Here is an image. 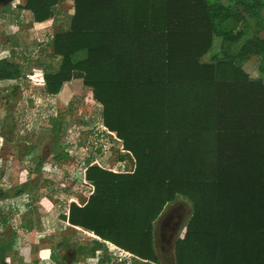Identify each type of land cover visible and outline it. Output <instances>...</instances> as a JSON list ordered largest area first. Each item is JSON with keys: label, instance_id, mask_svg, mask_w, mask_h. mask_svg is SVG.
<instances>
[{"label": "trees", "instance_id": "obj_1", "mask_svg": "<svg viewBox=\"0 0 264 264\" xmlns=\"http://www.w3.org/2000/svg\"><path fill=\"white\" fill-rule=\"evenodd\" d=\"M22 1L16 8L43 23L61 0ZM74 6L69 26L49 44L56 67L35 83L55 96L81 80L131 168L87 162L88 194L81 204L68 202L60 219L133 264H161L155 225L181 199L190 213L173 242V264H264V0ZM251 59L255 77L243 67ZM19 75L13 59H0V81ZM32 163L36 172L42 167ZM13 190L19 196L26 185ZM9 195L0 188V201ZM13 237L0 246V264H11L5 251Z\"/></svg>", "mask_w": 264, "mask_h": 264}, {"label": "rangeland", "instance_id": "obj_2", "mask_svg": "<svg viewBox=\"0 0 264 264\" xmlns=\"http://www.w3.org/2000/svg\"><path fill=\"white\" fill-rule=\"evenodd\" d=\"M18 4L23 1L0 0V59H13L20 72L17 79L0 81V188L10 194L0 201V246L15 234L5 251L11 264H104V258L107 264H133L127 254L110 245L98 247L94 236L60 219L68 202L81 204L88 194L87 162L119 172L131 164L121 142L102 126V107L81 80L65 83L55 96L35 83L56 67L49 44L68 24L69 14L56 10L54 20L35 23ZM260 35L264 38V31ZM243 67L252 77L260 75L254 59ZM63 155V161L56 160ZM34 158L42 164L37 172ZM21 185L26 192L15 196L13 188ZM176 205L190 213L188 202L178 199L157 220L154 240L161 264H170L173 242L187 220Z\"/></svg>", "mask_w": 264, "mask_h": 264}, {"label": "crops", "instance_id": "obj_3", "mask_svg": "<svg viewBox=\"0 0 264 264\" xmlns=\"http://www.w3.org/2000/svg\"><path fill=\"white\" fill-rule=\"evenodd\" d=\"M64 5L66 7L65 9H64ZM56 10H59V12L63 11V12H65L66 15L69 14V22H68V24H65V26H64V28L66 29L69 26L70 19L75 12L74 0H61L56 6L55 11ZM69 10H71V13H68ZM50 20L52 21V20H54V18L50 19ZM50 20H48V21H50ZM55 26L58 27L59 25H55Z\"/></svg>", "mask_w": 264, "mask_h": 264}, {"label": "flooded vegetation", "instance_id": "obj_4", "mask_svg": "<svg viewBox=\"0 0 264 264\" xmlns=\"http://www.w3.org/2000/svg\"><path fill=\"white\" fill-rule=\"evenodd\" d=\"M177 208H179L181 210L182 213V217L181 218H186V216L188 215V209H186L185 207H181L180 205H176Z\"/></svg>", "mask_w": 264, "mask_h": 264}, {"label": "water", "instance_id": "obj_5", "mask_svg": "<svg viewBox=\"0 0 264 264\" xmlns=\"http://www.w3.org/2000/svg\"><path fill=\"white\" fill-rule=\"evenodd\" d=\"M159 257H160V255H159ZM160 260H161V258H160ZM170 264H173V260H172V256H171V258H170V262H169Z\"/></svg>", "mask_w": 264, "mask_h": 264}]
</instances>
